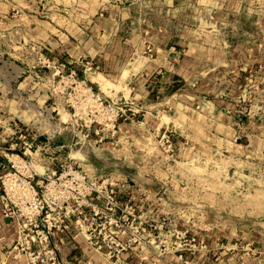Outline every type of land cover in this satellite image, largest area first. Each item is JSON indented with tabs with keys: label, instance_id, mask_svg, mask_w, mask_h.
<instances>
[{
	"label": "rangeland",
	"instance_id": "obj_1",
	"mask_svg": "<svg viewBox=\"0 0 264 264\" xmlns=\"http://www.w3.org/2000/svg\"><path fill=\"white\" fill-rule=\"evenodd\" d=\"M98 1L11 0L12 20L0 19V46L35 73L11 92L14 110L0 103V130L10 120L32 125L42 139L65 144L58 155L76 169L121 175L140 192L133 256L115 262L87 245L89 256L74 264H264V0ZM161 9L201 49L214 48L201 61H218L188 69L174 88L152 82L154 96L142 105L131 97L130 74L155 57L153 44L143 40L139 56L113 51L120 41L129 47L143 19L158 20ZM122 16L116 40L110 29ZM112 59L118 67H106ZM100 73L103 85L94 79ZM90 87L138 101L135 122L122 121L115 135L101 131L92 123L99 112L87 109ZM166 128L174 130L171 147L161 140Z\"/></svg>",
	"mask_w": 264,
	"mask_h": 264
},
{
	"label": "built area",
	"instance_id": "obj_2",
	"mask_svg": "<svg viewBox=\"0 0 264 264\" xmlns=\"http://www.w3.org/2000/svg\"><path fill=\"white\" fill-rule=\"evenodd\" d=\"M84 91L85 100L98 104L88 101L89 113L98 111L100 116L92 123L101 131L110 129L111 135L122 131V121L135 122L141 111L133 99L104 98L92 87ZM8 129L0 132V205L14 228L13 251L28 264H68L59 255V242L75 232L109 260L132 257L141 230L139 189L121 175L76 169L72 158L58 155L66 145L55 144L50 136L42 139L32 125L10 120ZM173 135L169 128L160 133L170 147Z\"/></svg>",
	"mask_w": 264,
	"mask_h": 264
},
{
	"label": "crops",
	"instance_id": "obj_3",
	"mask_svg": "<svg viewBox=\"0 0 264 264\" xmlns=\"http://www.w3.org/2000/svg\"><path fill=\"white\" fill-rule=\"evenodd\" d=\"M101 3H103V0L97 2L98 5H101ZM11 4V0H0V19L6 21L12 20L8 15V9H10ZM158 15L161 18L155 21H152L148 16L143 19V21H147V23L144 24L135 35L132 34V38L128 42V44H130L131 41L129 47L127 42L124 41V44H122L120 41V44L115 45L116 48L115 51H113L118 54H123L124 57L130 52L133 55L139 56V53L144 50L142 49L143 40H147L153 44V54L155 53V57H147V59H144L142 68L130 74V79H133L132 77L135 76L134 79L137 84V86L135 85V87L130 88L131 97H136V99L141 101L142 105L144 104L142 100L144 102V100L148 99L151 95L154 96V90L149 89V84L152 82L164 80L168 82V86L174 88L175 86L172 83L176 81L175 78L179 81L182 79L185 80V77L188 76V69L199 68L202 64L208 67V65H213V62L218 61L217 59L214 60L213 57L210 58L211 62H207L209 57L201 61L200 59H204L202 56L205 52L210 51L211 53H215L214 48L209 49L205 46L204 49H201L202 41L198 44L189 34L183 33L182 24L177 26L176 22H178V20H172L170 14L166 13V9H161ZM120 19L121 22H119L118 27L116 26L110 29L114 33L113 36L116 40L122 38L120 27L123 28V23L127 21L123 16ZM130 20L132 23L134 22L132 18ZM137 21L140 23V18ZM99 48L100 52H103L108 49V46H100ZM204 50L205 52H203ZM208 53L209 52H207V54ZM114 57L116 60L123 59L122 57L119 58L117 54H115ZM25 61L27 60H24L21 56L18 58L12 53V47L6 50V48L0 46V103L4 102L10 111L15 109H12V107L15 106L13 105L15 101L14 97L17 96L16 91L14 93L11 92L13 90H18L21 85L27 83V81H30L35 76V73L28 74V72H30L28 69L29 66ZM113 66L118 67L114 59L107 60L106 67ZM127 70L128 68H125L123 71H120L122 72L120 74V79ZM23 74L25 75L23 76ZM21 77H23V80H21ZM3 82L9 85V90H7L6 93L3 90ZM7 128L6 130H0V132L9 130ZM13 238L14 228L12 224L9 223V220L3 217L0 205V264L26 263L24 258H20L21 255H16V252L13 251ZM59 247L60 257L66 260L68 264H74L76 261L81 263L89 256L87 254L89 247L85 240L81 236L75 234V232L66 233L64 241L59 242Z\"/></svg>",
	"mask_w": 264,
	"mask_h": 264
},
{
	"label": "bare ground",
	"instance_id": "obj_4",
	"mask_svg": "<svg viewBox=\"0 0 264 264\" xmlns=\"http://www.w3.org/2000/svg\"><path fill=\"white\" fill-rule=\"evenodd\" d=\"M102 78H103V75L101 73L94 77L95 80H97L98 82H100L103 85V79ZM106 82L109 85H115L114 83L110 82L109 80H107Z\"/></svg>",
	"mask_w": 264,
	"mask_h": 264
}]
</instances>
